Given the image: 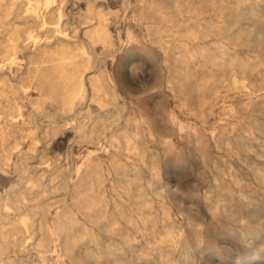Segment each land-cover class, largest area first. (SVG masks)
<instances>
[{
	"label": "rangeland",
	"instance_id": "obj_1",
	"mask_svg": "<svg viewBox=\"0 0 264 264\" xmlns=\"http://www.w3.org/2000/svg\"><path fill=\"white\" fill-rule=\"evenodd\" d=\"M43 2L40 5L46 11ZM64 4V12L62 16L56 15L58 22L54 26L71 35L74 27L87 25L82 23L85 14L82 8L87 0H66ZM94 6L111 12L110 28L118 39H123L115 55L99 63L120 93L118 101L122 111L113 109L109 115L121 116V119L118 123H109L105 131L103 125H94L96 134L104 143L110 142L114 132L124 126V115L136 111L145 118V162L137 157L139 170L136 172L128 163L123 174L122 169L113 167L109 154L100 151L103 175L99 181L92 176L94 183L89 199L108 203L110 225L107 227L90 217L87 196L74 190L78 179L75 170L90 149L98 148L97 140L81 136L74 128L77 121L64 125L54 139L47 134L51 125L45 112H54L62 119L70 111L63 104L55 109L43 101L36 82L24 78L28 64L25 52H20L23 59L10 67L12 78L29 90L0 95V165L7 169H0V197L10 202L12 209L3 208L0 214L3 220H8L14 212H27L30 230L24 229L23 233H33L24 250L17 235H12L7 253L25 264H99L98 257L105 263L109 258L116 259L117 264H264V179L257 172L259 167L264 168V100L261 99L264 94V0H94ZM29 7L27 0H16L7 19L26 20L31 15ZM20 28L26 37L31 29L42 39L48 34L45 26ZM128 29L133 30L134 37H128ZM221 46L226 50L224 54L219 49ZM97 49L101 51L103 45L98 44ZM176 51L188 62L183 65L176 61ZM231 56L250 61L248 67L234 64L237 83L230 74ZM0 60L3 61L1 55ZM176 65L185 66L188 71L191 68L192 75L186 78L177 71ZM168 78L172 79L171 84ZM242 80L246 86L241 84ZM10 100L22 106V117H13L20 110L10 108ZM39 100L42 112L37 123H33L30 113ZM79 102L71 113L90 128L86 109L96 115L101 108L87 98H80ZM173 114L178 119L174 120ZM105 117L98 124H103ZM10 120H16L18 125L11 127ZM180 122H184L183 129L179 127ZM193 129L203 132L201 143L195 138L189 143L187 135ZM150 131L156 140L150 137ZM167 138L176 149L169 148ZM2 142L7 151L1 152ZM56 164L63 167L61 171L47 177L44 170ZM21 167L29 169L23 178ZM41 178L45 186H39L45 191L40 194ZM20 189L37 196L34 202H44L40 210L46 214L51 231L50 240H46L48 251L34 246L41 238L36 229L38 214L17 207L15 197ZM47 196L52 198L46 199ZM208 197L213 202L219 197V207L215 208ZM117 203L123 206L126 218L118 215ZM66 211H72L75 218L71 219ZM112 213L117 214L115 220L111 218ZM169 230L175 231L179 238L172 240ZM248 232L255 237L252 241H247L243 234ZM67 234H75L78 241L72 242ZM198 237L202 239L201 246L197 243ZM160 253L166 261L161 260ZM4 256L0 252V260Z\"/></svg>",
	"mask_w": 264,
	"mask_h": 264
},
{
	"label": "bare ground",
	"instance_id": "obj_2",
	"mask_svg": "<svg viewBox=\"0 0 264 264\" xmlns=\"http://www.w3.org/2000/svg\"><path fill=\"white\" fill-rule=\"evenodd\" d=\"M40 1L41 0H37L36 3H34L33 0H27V4H28V6H30L29 10L31 11V15L29 17H27L26 20H24V21H17L15 19H12V20L7 19V17L10 15V12L12 11L11 9H14V7H15L16 0H10V1L0 0V26L3 27L0 29V32L3 33L2 38L0 37V55L3 57V61L0 60V95H4V96L8 95L7 94L8 91L16 93V92H19L20 90L27 89V86H24L23 84L15 81L12 78L13 70H11L12 68H10L13 65H15L17 62H19V60L23 59L19 56L20 52H25V54H26L25 59L27 60L28 66H27V71L25 73L24 78H26L32 82L33 81L36 82V88L41 90L43 101L47 105H49V107L54 106L55 109H58L59 104H63L64 105L63 108L65 110L70 111L69 114L63 115L62 119H59L58 116L54 112L46 111L45 116L48 117L49 123L51 125V128L49 131H47V134H51L52 138L54 139V135H56V133H59L60 130H62V127L64 125L70 124L73 121H77V125L74 126V128L76 129L77 132H79V134L81 136H86L91 141H93V139L97 140L98 148L90 149V151L85 156V159L83 160V162H81L80 165H78L76 170H75L78 179H77V181H75L77 183H75L76 187L74 190L79 195L84 194L85 196H87L86 197L87 198L86 199V208L88 210L92 211V213H90L89 216L92 217L93 219L98 220V222L104 224L105 226L109 227L110 221H109V216H108V211H109L108 203L102 204L101 201L96 203V202H93L92 200L89 199V196H91V195H89L90 194V188H91L92 184L94 183L92 176H96L98 181H99V179H101V177L103 175L102 172L104 170V163H103V160L100 156V151L108 153L110 156V161L113 164V167L116 170L122 169L123 174H126V172H127L128 163H131L135 167L134 169L137 172L139 170L140 166L136 163V161H137L136 158L138 157L142 162H145V157L147 155L146 147L144 144L145 130H144V126H143L145 118L142 115L137 114L136 111H134V110L124 115V117H125L124 118L125 122L123 124L124 126L118 128L114 132L110 142L104 143V141H102L96 134L95 126L103 125V129L105 131L109 128V125H110L109 123H111V122L118 123L119 120L121 119V116L113 118L112 116L109 115L113 109H116L119 112L122 111V109L119 107V101H118V97L120 96V93L118 92L115 84L112 83L111 79H109L107 77L106 69L103 68L101 65H99V63H101L107 56H114L115 52L117 51V48L119 46V43H121L123 41V39H121V38L118 39L114 35L112 29L110 28L109 19L111 17V12H109L105 9L99 8L100 6L98 8L96 6H94V0H87V4H86L85 8H82L85 12V14L82 15V23H87V25L82 26V28H79L77 26L74 27L72 29L71 35H69V33L67 34V32H65V31H59L54 26L58 22L56 19V15L62 16V14L64 12V6H65L64 3L66 0H44L43 5H44V8L47 9L46 11H44V10L42 11ZM138 1H140V0H138ZM79 2H80V0H79ZM140 7L138 6L139 10H140ZM141 10H143V9H141ZM25 12H27V11H25ZM112 13H114V12H112ZM250 14H252V13H250ZM62 18H64V17H62ZM191 20H192V18H191ZM110 21H111V19H110ZM133 22H134V20H133ZM236 24H238V23H236ZM22 25L45 26V27H47L48 34H47L45 39H42L41 37H39V35L36 31L31 29L28 32V36L26 37V36H24V34L21 31L20 26H22ZM59 25H60V22H59ZM132 29H128V37L129 38H132L135 36ZM59 33H63V34H59ZM184 34H186V32ZM189 35L190 34H188V36ZM193 35H195V34L192 33L191 37H194ZM187 38H189V37H187ZM29 42H32L33 46L29 45ZM211 42H213V41H211ZM98 44L103 45V49L101 51H99L97 49ZM219 49L223 54L226 52V50L224 49L223 46L219 47ZM203 54H204V52H203ZM243 56L245 57V55H243ZM175 60L181 61V63H183V65L188 62L186 60L185 56L182 55L180 51L175 52ZM208 62H210V61H208ZM249 62L239 60V59H237L236 56L230 57L229 63L232 65L230 74L233 76L235 83L239 82V79L236 76L234 64L237 63L241 67H248V66H250ZM220 63H222V62H220ZM7 65H9V67H7ZM164 65H165V63H164ZM258 67H260V66H258ZM176 69L178 72H180V73L182 72L183 74L182 73L181 74L184 75L186 78L187 77L189 78V76L192 75L191 68H189V71H188V68H186L185 66L176 65ZM194 70H196V68ZM194 73H195V71L193 72V75L195 76L194 79H195L197 75H195ZM198 80H200V79H198ZM167 81L170 84L173 82L171 78H168ZM218 82L221 83V80L219 81V79H218ZM245 83H246L245 80L241 81V84L244 86H246ZM207 86H208V84H207ZM196 87H198V86H196ZM87 89L90 90L88 93H87ZM27 90H29V89H27ZM80 98L81 99L87 98V100H89V101H95L98 103V105L101 108V112L99 114H96V115L92 114V112L89 109H86L87 117L90 119V125H92L90 128H87L86 124L80 122L79 121L80 119L76 118L74 113L73 114L71 113L72 108L75 105H78L80 103L79 102ZM261 99L264 100V94L262 95ZM16 104L17 103H15L11 100L9 101V107L10 108L15 109L17 107L20 110V114L13 115V117H17V116L22 117L24 115L22 110H21L22 106H17ZM259 104H261V103H259ZM40 107H41V101L40 100L36 101L34 103V108L31 111L30 117H29L31 122L37 123L38 115H40L42 112ZM71 115H74V116H71ZM103 115L106 116L103 119V124H98ZM172 117L174 120L178 119L174 114L172 115ZM15 122H16V120H10L9 125L11 127L14 125H18ZM184 122L179 123V127L181 129H183V127L185 126V125H183ZM186 124H187V122H186ZM187 126L189 127L192 125H187ZM11 129H13V128H11ZM30 131H31V129H30ZM12 132L14 133L15 130H13ZM149 133H150L149 134L150 137H152L153 140H156L154 133L151 131ZM203 136H204L203 132L201 130L197 129V130L189 132L187 135V138L189 139V143L193 138H195L199 143H201L203 141V138H202ZM183 137H185V136H183ZM80 139H82V138H80ZM167 139H169V141L167 140L168 141L167 144L169 145V148L172 150L176 149V146L172 142V140H170V138H167ZM50 140L52 141V139H50ZM51 141H50V143H51ZM253 142H254V140H253ZM2 144H3V147L1 149V152L7 151L8 150L7 146H5L4 142H2ZM35 144L36 143H34V146H36ZM47 146H49V145H47ZM246 146L251 150V146L248 143H246ZM31 150H33V149H31ZM205 152L207 153L208 151H205ZM172 154H173V152H172ZM180 154H179V156H180ZM202 158L204 161V159H205L204 156H202ZM42 159L39 161H42ZM208 159H210V158H208ZM71 161H72V159H71ZM6 163L8 164V162H6ZM72 165H73V163H72ZM62 168L63 167L56 164L52 169H45L44 171H45V174L47 175V177H51V176H55L56 173L58 171H61L60 169H62ZM151 168H152V165H151ZM0 169L7 170L6 167H2L1 165H0ZM28 170L26 169V167H21V169H20L21 178L28 175ZM209 170H210V168H209ZM257 172H258L259 176L262 179H264V168L259 167L257 169ZM68 178L69 177H67L66 179H68ZM215 178H216V176H215ZM52 179H53V177H52ZM44 182H45V180L43 178H41V182L38 184V186L39 185L45 186ZM65 182H66V180L64 181V184H65ZM95 183H96V180H95ZM34 185H33V187H34ZM38 190L41 194L42 192L45 191V188L44 187L42 188L39 186ZM21 191H20V193H16V194H19V195H16V197H15L17 207L23 208L24 210H27V211H31L32 214L33 213L38 214L36 229L40 232L41 238L37 242H34L36 244L34 246L35 247L37 246L39 248V250H43V251L47 250L48 251L49 247H48V244H46V240H48V239L50 240L51 231H49V228H48V222L46 221V217H47L46 214L40 210V208L43 206L44 202L42 200H36V202H34L37 196H35L32 193L28 194L24 191H22V192ZM92 191L93 190H91V193H92ZM50 198H52V196L46 197V199H50ZM63 199H65V198L63 197ZM207 199L214 204L215 208L219 207V202H220L219 197L217 198L218 200H215V202H213L211 197H208ZM14 204H15V202H14ZM146 204H148V203H146ZM3 208L9 210L11 208V203L5 201L4 198L0 197V211ZM215 208H214V210H215ZM10 210H12V209H10ZM116 211H117L118 215L126 218L127 215L123 209V206L120 203H117ZM65 214H68V216L71 219L75 218V214L72 211L71 212L66 211ZM167 217L168 218L171 217L170 213H167ZM111 218H114V220H115L117 218V214L112 213ZM3 219L4 218L0 214V252H3L5 254V256L0 260V262H1V264H25V262L18 261L15 257L8 254L7 252H8V248L10 246V242H11L10 237L14 234L17 235V239L19 241V245H20L21 249L24 250V249L28 248L29 244L27 243V241L32 237L33 232H29L28 234L27 233L25 234V233H23V231H24V229H27V228H28L27 230H30L29 226H28V220H30L29 216L27 215V212H14L8 220H3ZM150 220H151V218H150ZM186 220H187V218H186ZM249 224H251V223H249ZM138 225H140V224H138ZM113 227H115V226H113ZM111 229H112V227H111ZM198 229H199V227H198ZM167 230H168V228H167ZM243 234L245 235V238L247 241H252L255 238L254 235L252 234V232L243 233ZM81 235L84 236L85 233L82 232ZM168 236L172 240L179 238V235L173 230H169ZM67 237L70 238V240L74 243L78 241V237L75 234H70V235L67 234ZM126 237H128V236H126ZM161 237H163V235ZM13 238H14V236H13ZM166 238H167V236L164 239H166ZM88 239L92 240L91 237ZM108 239L110 240V238H108ZM161 242H162V240H161ZM201 242H202V239L200 237H198L197 243L200 246H201ZM70 245H72V244H70ZM74 246L77 247L76 245H74ZM262 246H264V242H263ZM81 249H84V248H81ZM56 250H57V248H56ZM75 250H78V249H75ZM84 252H86V251H84ZM126 254H128V253H126ZM131 254L132 253H130V255ZM136 254H137V252H136ZM92 255L97 256L99 254L92 253ZM119 255H120V253H119ZM160 258L162 261L167 260L163 253H160ZM97 262L99 264H101V263H103V264H117V260L111 259V258H109L107 263H105L100 257H98ZM44 264H46V263H44ZM49 264H54V263L50 262ZM178 264H180V263H178Z\"/></svg>",
	"mask_w": 264,
	"mask_h": 264
}]
</instances>
